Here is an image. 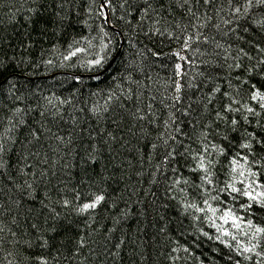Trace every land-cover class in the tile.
Instances as JSON below:
<instances>
[{"label": "trees", "instance_id": "1", "mask_svg": "<svg viewBox=\"0 0 264 264\" xmlns=\"http://www.w3.org/2000/svg\"><path fill=\"white\" fill-rule=\"evenodd\" d=\"M262 96L255 0H0V264H264Z\"/></svg>", "mask_w": 264, "mask_h": 264}, {"label": "snow or ice", "instance_id": "2", "mask_svg": "<svg viewBox=\"0 0 264 264\" xmlns=\"http://www.w3.org/2000/svg\"><path fill=\"white\" fill-rule=\"evenodd\" d=\"M204 2H205V3H208L209 0H204ZM184 3H188V0H184ZM247 3H248V5H252V4H253V0H247ZM255 3H256V4H260V5H264V0H255ZM235 11H236V12H240L241 9H240V8H236ZM246 11H247V8H245V12H246ZM178 67H179V66H178ZM260 98H261V99H264V96H262V97H260ZM250 111H251V110H250ZM233 123H235V121H234ZM245 146H247V145H245ZM202 164H203V161L201 160V165H202ZM241 175H243V172H241ZM29 187H31V185H29ZM233 191H236V189L233 188ZM247 195H249V197H250L251 199H255V197L252 196L251 193H247ZM103 199H104L103 196H98V197L96 198L95 202L84 204V205H83V208L81 209V211H86V210H88V209H94V208H96L97 205L100 203V201H102ZM227 219H233V218H232L231 216L226 215V220H227ZM0 231H2V229H0ZM256 232H257V233L264 232V229H262V228H257V229H256ZM225 234H227V233H225ZM253 247H255V246H253ZM252 250H253L252 248H245V249H244V251H252ZM38 264H46V261H44V260H40V261L38 262Z\"/></svg>", "mask_w": 264, "mask_h": 264}, {"label": "water", "instance_id": "3", "mask_svg": "<svg viewBox=\"0 0 264 264\" xmlns=\"http://www.w3.org/2000/svg\"><path fill=\"white\" fill-rule=\"evenodd\" d=\"M108 24H109V21H108Z\"/></svg>", "mask_w": 264, "mask_h": 264}]
</instances>
